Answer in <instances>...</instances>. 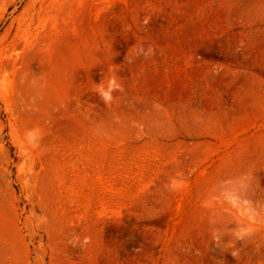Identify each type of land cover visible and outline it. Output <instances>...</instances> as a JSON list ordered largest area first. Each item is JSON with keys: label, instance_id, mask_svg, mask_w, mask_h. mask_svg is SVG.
I'll list each match as a JSON object with an SVG mask.
<instances>
[{"label": "rangeland", "instance_id": "374dc122", "mask_svg": "<svg viewBox=\"0 0 264 264\" xmlns=\"http://www.w3.org/2000/svg\"><path fill=\"white\" fill-rule=\"evenodd\" d=\"M0 264H264V0H0Z\"/></svg>", "mask_w": 264, "mask_h": 264}]
</instances>
